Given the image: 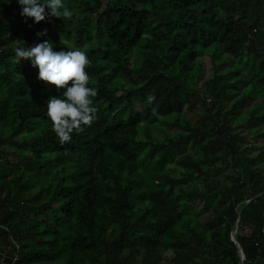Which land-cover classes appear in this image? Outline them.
<instances>
[{
  "label": "trees",
  "instance_id": "trees-1",
  "mask_svg": "<svg viewBox=\"0 0 264 264\" xmlns=\"http://www.w3.org/2000/svg\"><path fill=\"white\" fill-rule=\"evenodd\" d=\"M66 3L70 19L34 23L0 0V244L14 264H165L167 251L239 264L236 242L242 264H264V0ZM45 39L86 51L98 88V119L65 143L46 102L62 89L15 62Z\"/></svg>",
  "mask_w": 264,
  "mask_h": 264
},
{
  "label": "clouds",
  "instance_id": "clouds-1",
  "mask_svg": "<svg viewBox=\"0 0 264 264\" xmlns=\"http://www.w3.org/2000/svg\"><path fill=\"white\" fill-rule=\"evenodd\" d=\"M10 3L11 0H5ZM22 17L33 18L34 23L50 17L70 19L74 13L66 0H16ZM47 28L37 30L36 36H46ZM15 62L29 59L38 68V78L55 85L62 91L59 95L47 97V116L52 121V130L61 143L72 140L74 132L79 133L91 126L97 119L98 108L94 98L98 88L92 86L86 70L92 61L86 51L79 47L56 50L50 39L30 46L14 48ZM149 103L154 96L147 97Z\"/></svg>",
  "mask_w": 264,
  "mask_h": 264
},
{
  "label": "rangeland",
  "instance_id": "rangeland-1",
  "mask_svg": "<svg viewBox=\"0 0 264 264\" xmlns=\"http://www.w3.org/2000/svg\"><path fill=\"white\" fill-rule=\"evenodd\" d=\"M204 60H205L204 61V63H205V71H203V73L199 77V80H198L199 88H201V86L203 85L204 80L206 78L210 77V75H211V63L209 62V59H208L207 56L204 57ZM128 63L131 66V61H129ZM131 80H133V77L131 78ZM187 114H188L189 117H191V115H192L191 112H187ZM244 132H246V130ZM246 134L247 135H244V133H243V136L239 139L240 145L245 143L244 138L249 137V139H250L252 137V135H253V132L248 131ZM256 146H257V148H261L263 145L259 143V144H256ZM197 210H202L201 217H200V219L202 220V218H203V216L205 214V210L202 209L201 205L198 206ZM165 254H166L165 259H164L165 264H171L172 252L171 251H167Z\"/></svg>",
  "mask_w": 264,
  "mask_h": 264
},
{
  "label": "water",
  "instance_id": "water-1",
  "mask_svg": "<svg viewBox=\"0 0 264 264\" xmlns=\"http://www.w3.org/2000/svg\"><path fill=\"white\" fill-rule=\"evenodd\" d=\"M234 231L235 230L231 231L230 236L236 242V239L234 237ZM236 246L239 249V255H240L239 264H242L243 254L238 242H236ZM15 256H16V252L12 244L10 243L0 244V263L11 264L13 259H15Z\"/></svg>",
  "mask_w": 264,
  "mask_h": 264
},
{
  "label": "built area",
  "instance_id": "built-area-1",
  "mask_svg": "<svg viewBox=\"0 0 264 264\" xmlns=\"http://www.w3.org/2000/svg\"><path fill=\"white\" fill-rule=\"evenodd\" d=\"M262 216H263L262 232H264V208H263V211H262ZM14 261H15V259H13L11 264H14ZM0 264H4V263H0Z\"/></svg>",
  "mask_w": 264,
  "mask_h": 264
},
{
  "label": "crops",
  "instance_id": "crops-1",
  "mask_svg": "<svg viewBox=\"0 0 264 264\" xmlns=\"http://www.w3.org/2000/svg\"><path fill=\"white\" fill-rule=\"evenodd\" d=\"M263 262L261 260H257L256 264H262Z\"/></svg>",
  "mask_w": 264,
  "mask_h": 264
}]
</instances>
